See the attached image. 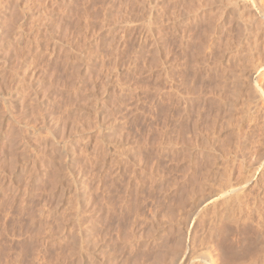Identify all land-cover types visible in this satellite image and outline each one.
Here are the masks:
<instances>
[{"label": "rangeland", "instance_id": "1", "mask_svg": "<svg viewBox=\"0 0 264 264\" xmlns=\"http://www.w3.org/2000/svg\"><path fill=\"white\" fill-rule=\"evenodd\" d=\"M185 1L188 2L0 0V90L8 87L6 90L2 88L4 92L1 90L3 95L8 93L7 100L0 93V98L3 97V102L0 100V264H195L199 251L202 255L207 251L213 255L214 264L251 263L250 258L258 249L254 238L257 226L254 223L264 220V95L259 98L261 100L258 99L259 105L256 101L251 103L256 107L258 105V109L250 104V108H255L258 114L255 109H246L250 111L244 110L243 113L251 115L249 118L241 113L242 118L234 120L239 122L236 126L240 125V130L232 126L233 121L230 126L223 120V125L226 123L217 126V134L216 130L211 132L216 136H211L208 130L203 132L205 139L200 131L205 124L209 127V121H206L210 111L204 113L205 107L200 101L204 92H208L205 94L207 97L218 95L226 64V67H233L231 60L238 65L245 63L238 60L245 61L243 55L246 52L243 49L246 45H243V53H235V48H232L227 51L229 54L225 52L224 56L213 55V58L205 45L211 38L209 33L204 40L205 47L200 46L202 38L197 39L201 36L197 34L201 31L197 15L203 11L200 14L207 13L203 15L206 19L211 17V12L217 17L224 0H220L221 4L215 2L217 7L215 4L207 7L205 2L211 0H194L195 3L189 0L188 5ZM183 3H186V8H183ZM192 3H200L199 7L193 4L194 13L191 12ZM245 3L248 1L243 2L247 5ZM178 7L180 10L187 9L188 13L178 10ZM195 7L199 8L196 13ZM215 7L218 12L212 9ZM170 9L175 15L178 13L173 22L167 20L171 15L168 13ZM259 18L255 16L258 32L254 28L247 36H257L253 38L259 42L260 49L264 47L263 43L261 45L264 41V19ZM227 20L229 23L230 19ZM227 23L224 24L226 28L231 27L232 22ZM189 25L191 28H187ZM223 26L220 30L225 29ZM202 30L205 32L204 27ZM204 32L201 31V34ZM210 38L208 44L212 40ZM213 39L220 41L218 37L213 36ZM262 48L260 50L264 52ZM200 50L202 52L199 53ZM172 57L174 61H171ZM190 58L191 64L198 63L199 67L194 68L202 67L199 86L194 85L200 70L195 71L191 65L189 68L186 62ZM215 58L217 62L213 61ZM8 67L17 73L14 71L9 75L7 72L11 70ZM214 68H217L216 71ZM263 71V77H260L262 85L259 86L264 91ZM16 74L18 78L13 76ZM237 74L238 78L244 77ZM247 77L250 78L249 83L255 86L257 76ZM247 77L244 78L247 80ZM242 78L240 91L244 92L253 85H247ZM9 85L12 88L18 85L22 92L19 88H14L16 92H13ZM188 86L197 87V92L203 87L195 92L198 94L196 97L193 94L185 101L188 95L183 93L185 91L186 94ZM180 92L181 96L178 95ZM172 94L177 96L178 103ZM179 96L183 97V101ZM190 98L193 100L189 103ZM172 100L173 103L170 102ZM199 103L201 108H198ZM197 114L200 119L203 118L200 120ZM21 120L22 123L25 121V125L20 123ZM22 125L23 132L19 133ZM234 131L235 135H232ZM21 134L23 141L19 139ZM239 134L243 135L240 139ZM183 137L187 138L186 141L190 137H199L192 139L196 141L190 138L193 143L187 141L193 145L188 153L186 146L189 144L184 143ZM201 138L212 142L217 150L209 141H200ZM198 140L211 145H205V148L213 147L211 155H203V151L196 150L197 144H194ZM233 140H237L234 142L239 145ZM219 148L223 151L220 152ZM235 148L237 151L239 148V153L234 155L230 151ZM222 153L223 159L220 158ZM228 153L232 156L229 157ZM204 156L207 161L203 160ZM203 171L207 174L206 179L203 178L206 175ZM248 176L251 179L248 178L247 187L241 189L244 192L240 190V200L242 202L245 197L243 201H248L254 208L250 211L252 214L249 215L246 206L240 212V203V206H234L235 210L232 207L235 217L231 218L233 215L222 210L223 198L216 190L221 187L222 180L235 184L233 188L237 183L236 188H239L242 183H238ZM208 193L212 196H207ZM190 200H194L196 205L200 203V206L191 203L197 207L195 209ZM256 203L260 206L256 207ZM215 204L222 206L216 207ZM201 207L210 212L206 210L204 214L205 210ZM211 207L212 210H209ZM186 212L191 214L185 215ZM247 213L248 219L245 217ZM214 218L211 227L216 225V228L213 227L211 232L208 230L210 226H206ZM201 239L202 243L205 242L204 247L207 244L208 248L203 247ZM191 250L195 253L191 252L193 256L189 255ZM193 257L195 260H192Z\"/></svg>", "mask_w": 264, "mask_h": 264}, {"label": "bare ground", "instance_id": "2", "mask_svg": "<svg viewBox=\"0 0 264 264\" xmlns=\"http://www.w3.org/2000/svg\"><path fill=\"white\" fill-rule=\"evenodd\" d=\"M170 1H171V0H170ZM187 1H188V2H186V1H185V2H186L187 5H188V3L190 4V1L193 2L194 0H190V1L187 0ZM198 1L200 2V0H198ZM201 1H203V0H201ZM205 1H206V0H205ZM205 1H204V2H205ZM212 1H213V0H211V2L208 1L209 3H208L207 1L205 2V3L207 4V7H211L210 5H213V4H215L216 7H217L218 5H217L216 3H217L218 1H219V3L221 2L220 0H217V1L215 0V1H213V2H212ZM245 1H248V3H245V4H247V5H249V6L243 4V2H245ZM263 1H264V0H226V1L224 0V5H221V6H222L221 9L218 8V9H220V10H219V11H220V12H219L220 14L217 13V15H218L217 17H216V16H213L214 14L212 15V12H211V13L209 12L210 15H211V17L208 16L207 19H206V18H204L205 16L203 17V15H205V14L207 15V13H205V14H200V13H204L203 11H202V12H199V15H197V16H198V17H197L198 20H197V18H196V20L199 21V22H201V23H199V22L197 23V22H196L197 24H200L198 27L200 28V30H201L202 32H204V30H202L203 27H204V29H205V32L202 33V34H201V31H197V34L199 33V34L201 35V36H200V35L198 34V36H200V37H199V38L197 37V39L200 40V38H202L201 41L199 42V43H200V46H201V45L203 46V45L205 44V41H206L205 39H206L208 33H209V35L211 36V38L209 37L210 40H211V39H212V40L217 39V38L213 39V36H214V37H218V38H220V41H218L219 43L216 42V40H215V42L213 41L214 43H216V45H215V44L212 42V40H211L210 43L208 44L207 41H209V40H208L209 38L207 37L208 39H207L206 43L208 44V46H207V44H205V45H206V50L208 51L209 54L212 55V57H213V55H216V57H217V56H218V57H220V56H224V55H225V52L233 50L232 48H235V50H236V52L234 51L235 53H238V52L241 53L243 50H245V52H246L245 55H243V56H245V61L240 60V59L238 60V58L236 57L239 63L242 61V62H245L244 64H240V65H238V64H235V63L233 62V63L235 64V65H234V64L232 63V60H231L230 63H231V65H232L233 67H226V66H227L226 62H225V61H224L225 63L223 62L224 65L226 64L225 69H224V75H223L224 78L221 77V78L224 79V80H222V81H224V82L222 83V81L220 80V81H221L220 84H222V87H221V85L219 84L220 87H221V89L219 90V92H218V89L216 90L215 87H213V88L218 92V95H215V94L213 93V92L215 91V90H214V91H212V94H214V95H213L214 98H213V96H212V97H210V96L207 97V95H205V94H206V93L208 94V92H204L205 94H204L203 98L201 97L202 100L200 101V103L203 104L202 107H205V108H204V110H205L204 113L208 112V110L210 111L209 114H208V115H209V118L207 117V121L204 120V121H206V122L209 121V122H208V123H209V127L207 126V124H205V127H204V128H205L206 131L203 130L204 128L201 129V127H200V129H201L200 132H202V133H203V132H206V133H207V130L210 131V133H211V132H214V130H216V129L219 128V127H217V126L221 125V123H222V126H224L225 123L227 122V125L230 124V126H231V125H232V121H233L234 125H232V126H236L237 124H239V122H236V121H234V120H236V118L241 119V118H242L241 116L244 115V114L247 115L246 113H243L244 110H246V109H250V110H252L253 108H252V109L250 108V104H251V103H254L255 101H256L255 103H258V102H259L258 99L264 95V91L262 90L263 88L261 89V86H259V84H261L260 82H262V81H261L262 78L260 79V77L262 76V75H261V74H262L261 71L264 70V52H262L263 50H262V51L260 50L263 46L259 49L260 44H259L258 41L256 42L255 39H256L257 36H255L254 34H253L254 36H251L252 38H253V37L255 38V39L253 38L254 40H253L250 36H247V34H248L250 31H252V29L254 30V28H255V29L257 28V27H255V24H257V23H255V20H256V19H255V16H257V18L260 17L259 19H261V20L264 19V2H263ZM172 2H173V1H172ZM172 2H170V3H172ZM177 2H178V1H177ZM177 2H176V4H177ZM181 2H182V0H181ZM215 2H216V3H215ZM222 2H223V1H222ZM173 3H174V2H173ZM179 3H180V2H179ZM186 3H183V5L186 4ZM194 3H195V1H194ZM194 3L191 4V5H192V7H191V10H192V11H191V12H193V13H194V11H193V10H194V7H193V6H194V5H195V6L198 5V7H199V5H200V3H199V4H198V3H197V4H194ZM202 3H203V2H202ZM202 3H201V4H202ZM193 4H194V5H193ZM220 4H221V3H220ZM169 5H170V4H169ZM173 6H174V5H173ZM189 6H190V5H189ZM201 6H205V4H204V5L202 4ZM171 7H172V6H171ZM174 7L177 8L176 5H175ZM181 7H182V6H181ZM198 7H197V8L195 7V8H196V9H195V13H196V10L198 11V9H199ZM216 7H215V8H216ZM250 7H251V9H249ZM175 8H173L175 11L180 10L179 7H178V8H179L178 10L175 9ZM183 8H186V6L184 5ZM192 8H193V9H192ZM173 9H172V10H173ZM187 9H190V8L187 6ZM187 9H183L184 12H187ZM208 9H209V8H208ZM212 9H213V10H217V8H216V9L212 8ZM212 9H210V10L212 11ZM252 9H253V10H252ZM172 10L170 9V10L168 11V13L170 12L171 15L169 16V15L167 14V15L169 16V17H168L169 19H167V20L170 21V19H171V21L173 22V20H175V17H177L176 15H177L178 13L176 12L177 14L175 15V12L172 11ZM183 10H182V8H181L180 11H183ZM185 10H186V11H185ZM200 10H201V9H200ZM200 10H199V11H200ZM203 10H204V9H203ZM171 11H172L173 13H171ZM180 11H179V15H181V14H180ZM206 11H207V10H206ZM184 12H183V13H184ZM189 12H190V11H189ZM191 12H190V13H191ZM207 12H208V11H207ZM217 12H218V10H217ZM181 13H182V12H181ZM187 13H188V12H187ZM187 13H186V14H187ZM213 13L216 14V12H213ZM184 14H185V13H184ZM184 14H182V15H184ZM186 14H185V15H186ZM197 14H198V13H197ZM179 15H178V18H179ZM189 15H190V14H189ZM208 15H209V14H208ZM184 17H185V16H184ZM195 17H196V16H195ZM166 18H167V17H166ZM178 18H177V19H178ZM188 18H189V16H188ZM190 18H191V17H190ZM227 18L230 19V20H229V23L232 22V25H230L231 27L233 26L232 28H231V27L226 28L225 25H226V23L228 22ZM178 20H179V19H178ZM180 20H181V19H180ZM180 20H179V21H180ZM188 20H189V19H188ZM257 20H258V19H257ZM257 20H256V21H257ZM261 20H260V22L263 21V20H262V21H261ZM168 21H167V22H168ZM226 21H227V22H226ZM180 22H181V21H180ZM178 23H179V22H178ZM185 23H186V22H185ZM229 23H227V24H229ZM176 24H177V23H176ZM176 24L173 25V28L176 26ZM187 24H188V23H187ZM224 24H225V25H224ZM258 24H259V21H258ZM263 24H264V23H263ZM169 25H170V24H169ZM178 25H179V24H178ZM178 25H177V26H178ZM180 25H181V24H180ZM193 25H194V24H193ZM223 25L225 26V29H224V30H223V29L220 30V29L222 28ZM260 25H262V24H260ZM170 26H172V25H170ZM170 26H169V27H170ZM185 26H186V25H185ZM190 26H191V25H189V27H187V28H191ZM195 26L197 27V25H195ZM202 26H203V27H202ZM224 26H223V28H224ZM228 26H229V25H228ZM257 26H258V25H257ZM263 26H264V25H262V27H263ZM2 27H3V26H2ZM2 27H1V28H2ZM193 27H194V26H193ZM193 27H192V28H193ZM198 27H197V28H198ZM201 27H202V28H201ZM259 27H260V26H259ZM3 28H4V27H3ZM3 28H2V29H3ZM194 28H195V27H194ZM199 28H198L197 30H199ZM263 28H264V27H263ZM263 28H262V29H263ZM171 29H172V28H171ZM171 29H170V30H171ZM176 29H177V28H176ZM183 29H184V28H183ZM230 29H232L231 32L234 31V33L232 32L233 34H231ZM262 29H261V30H262ZM184 30H185V29H184ZM262 31H263V30H262ZM16 32L18 33L19 31H16ZM172 32L174 33V31H172ZM188 32H189V31H188ZM188 32H187V33H188ZM191 32H192V31H191ZM193 32L196 33V31H193ZM257 32H258V28H257ZM259 32H260V31H259ZM184 33H185V32H184ZM187 33H186V36H187ZM261 33H262V32H261ZM211 34H212V35H211ZM216 34H217V35H216ZM262 34H263V33H262ZM15 35H16V34H15ZM18 35L21 36L20 33H18ZM18 35H17V36H18ZM189 35H190V34H189ZM192 35H193V34H192ZM209 35H208V36H209ZM215 35H216V36H215ZM248 35H251V34L249 33ZM260 35H261V34H260ZM181 36H182V35H181ZM183 36H184V35H183ZM183 36H182V37H183ZM196 36H197V35H196ZM196 36H195V37H196ZM227 36H228V37H227ZM262 36H264V34H263ZM191 37H192V36H191ZM247 37H248V38H247ZM249 37H250V39H249ZM172 38H173V37H172ZM179 38L181 39V37H179ZM186 38H187V37H186ZM257 38H258V37H257ZM189 39H190V38H189ZM251 39H252L253 41H252ZM263 39H264V38H263ZM263 39L261 38V40H263ZM190 40H191V39H190ZM198 40H197V41H198ZM204 40H205V41H204ZM250 40H251V41H250ZM169 41H170V40H169ZM172 41H174V40H172ZM172 41H171V42H172ZM178 41H179V40H178ZM186 41H187V39H186ZM194 41H195V39H194ZM259 41H260V39H259ZM171 42H170V43H171ZM175 42H176V41H175ZM175 42H174V43H175ZM179 43H180V42H179ZM189 43L191 44L192 42L189 41ZM232 43H234V46H233V47H232ZM262 43L264 44V41H263V42L261 41V45H263ZM172 44H173V42H172ZM180 44H181V43H180ZM192 44H194V43H192ZM196 44L198 45V43H196ZM177 45H178V44H177ZM177 45H176V46H177ZM182 45H183V44H182ZM197 45H196V46H197ZM214 45H215V46H214ZM243 45H246V46H244L245 49H243V48H244ZM196 46H195L194 49H196ZM202 46H201V47H202ZM178 47H179V45H178ZM183 47H184V46H183ZM187 47H188V46H187ZM201 47H200V48H201ZM203 47H205V46H203ZM175 48H176V47H175ZM191 48H192V47H191ZM263 48H264V47H263ZM263 48H262V49H263ZM171 49H172V48H171ZM182 49H183V48H182ZM194 49H193V50H194ZM202 49L204 50V48H202ZM202 49H201V50H202ZM242 49H243V50H242ZM169 50H170V49H169ZM189 50H190V49H189ZM201 50L199 51V53L202 52ZM206 50H205V51H206ZM240 50H241V51H240ZM259 50H260V51H259ZM170 51H171V50H170ZM180 51H181V50H180ZM191 51H192V49H191ZM195 51H196V50H195ZM207 51H206V53H207ZM255 51H256L257 53H256ZM156 52H157V50H156ZM178 52H179V51H178ZM178 52H177V53H178ZM182 52H183V51H181V53H182ZM188 52H190V51H188ZM260 52H262L263 54H261ZM183 53H184V52H183ZM185 53H186V52H185ZM193 53H194V52H193ZM196 53H198V52H196ZM199 53H198V54H199ZM203 53H204V52H203ZM208 53H207V54H208ZM227 53H228V52H227ZM230 53H231V52H230ZM232 53H233V51H232ZM242 53H243V52H242ZM258 53L261 54V55H259ZM173 54H174V53H173ZM189 54H190V53H189ZM189 54L187 53V55H189ZM228 54H229V53H228ZM233 54H234V53H233ZM238 54H239V53H238ZM256 54H258V55H256ZM187 55H186V56H187ZM196 55H197V54H196ZM200 55H202V54H199V56H200ZM230 55H232V54H230ZM234 55H236V54H234ZM173 56H174V55H173ZM184 56H185V54H184ZM189 56H190V55H189ZM191 56H192V55H191ZM227 56H229V55H227ZM180 57H181V56H180ZM214 57H215V56H214ZM214 57H213V58H214ZM233 57H235V56H233ZM239 57H240V56H239ZM172 58H173V57H172ZM172 58H171V59H172ZM187 58H188V57H187ZM231 58H232V57H231ZM174 59H175V58H173V60H171V61H174ZM194 59H195V58H194ZM234 59H235V58H234ZM242 59H243V58H242ZM177 60H178V59H177ZM181 60H182V59H181ZM181 60H180V61H181ZM183 60H184V58H183ZM191 60H192V58H190V60H187V62H186V63L188 64L189 68H190V65H191V67H193V66H195V67H199V66L197 65V64H198V63H197L198 61L195 62V63H197V64H194L193 62H192V64H191V63H190ZM198 60H199V59H198ZM216 60H217V59L215 58V60H213V61L217 62ZM3 61H4V60H3ZM180 61H179V62H180ZM200 61H201V60H200ZM233 61H234V60H233ZM1 62H2V60H1ZM204 62H205V61H203V63H204ZM207 62H208V61H207ZM220 62H222V61H220ZM235 62H236V61H235ZM242 62H241V63H242ZM236 63H237V62H236ZM4 64H5V63H4ZM171 64H172V63H171ZM171 64H170V65H171ZM181 64H182V63H181ZM187 64H186V65H187ZM211 64H212V62L210 63V65H211ZM213 64H215V63L213 62ZM5 65H6V64H5ZM182 65H184V64H182ZM182 65H181V66H182ZM200 65H202V64H200ZM220 65H221V64H220ZM224 65H221V66H224ZM1 66H2V64L0 65V68H1ZM208 66H209V64H208ZM215 66H216V65H215ZM5 67H6V66H5ZM218 67H219V66H218ZM3 68H4V67H3ZM8 68H9V67H8ZM174 68H175V67H174ZM221 68L223 69V67H221ZM13 69H14V68H13ZM167 69H168V68H167ZM172 69H173V68H172ZM193 69H194L195 71H196V70H200V72H198V75L195 74V75H197V76H196L197 78H196L195 85H194V86H196V85L199 86V85H200L199 83L201 82V78H202V77H200L201 74H199V73H201V69H202V67H200V69H199V68H194V67H193ZM204 69H205V68H204ZM208 69H209V68H208ZM214 69H215V71H216L217 68H214ZM3 70H4V69H3ZM6 70H7V69H6ZM9 70H11V71H10V72H7V71H6L8 74L12 72V69H11V68H9ZM9 70H8V71H9ZM212 70H213V69H212ZM219 70H220V69H219ZM14 71H15V69H14ZM14 71H13V72H14ZM170 71H171V70H170ZM177 71H178V70H177ZM182 71H183V70H182ZM215 71H213V73H215ZM222 71H223V70H222ZM1 72H3V74L5 73V71H1ZM13 72H12V73H13ZM15 72L17 73V71H15ZM183 72H184V71H183ZM188 72H189V70L186 71L185 73H188ZM217 72H218V71H217ZM217 72H216V73H217ZM263 72H264V71H263ZM12 73H11V74H12ZM177 73H178V72H177ZM177 73H176V74H177ZM179 73H180V72H179ZM196 73H197V72H196ZM210 73H211V72H210ZM210 73H209V74H210ZM236 73H240V75L242 74V76L244 75V77H245V76L247 77V76L249 75V77L251 76V78H252V76H253L254 74H255V76H257V79H258V80L255 82V86H254L253 84L249 83L248 80H250V78L247 77L248 79L246 80V78L243 77V78L245 79V80H244L245 83H248L247 85H250V84H251V85L254 86V88H253V86L251 87L253 90H252L251 88H249L250 92H251V90H252V92H251L252 94H250L249 90H247L248 88L246 89L248 94L246 95V90H245L244 92L242 91L243 93H245V95L242 94V92L240 91V85H241V88H242V84H241L240 79H241L242 77H241V78H238V77H240V76H239V74L236 75ZM3 74H2V75H3ZM18 74H19V72H18ZM172 74H173V73H172ZM172 74H171V75H172ZM181 74H182V73H181ZM181 74H180V75H181ZM209 74H208V76H210ZM222 74H223V73H222ZM0 75H1V74H0ZM9 75H10V74H9ZM9 75H8V76H9ZM183 75H184V74H183ZM185 75L188 76V74H185ZM204 75H205V74H204ZM213 75H214V74H213ZM220 75H221V74H219V77H220ZM263 75H264V74H263ZM5 76H6V75H5ZM13 76L16 77L17 74H16V75H13ZM13 76H12V77H13ZM192 76H193V75H192ZM205 76H206V75H205ZM217 76H218V75H216V77H217ZM1 77H2V76H1ZM10 77H11V76H10ZM173 77H174V76H173ZM173 77H171V78H173ZM177 77H178V76H177ZM184 77H185V76H184ZM189 77H191L190 74H189ZM213 77H214V76H213ZM219 77H218V78H219ZM262 77H263V76H262ZM17 78H18V76H17ZM171 78H170V79H171ZM203 78H204V77H203ZM208 78H209V77H208ZM211 78H212V77H211ZM243 78H242V80H243ZM5 79H6V78H5ZM10 79H11V78H10ZM14 79H15V78H14ZM19 79H20V77H19ZM19 79H17V80L19 81ZM22 79H23V78H21L20 80H22ZM192 79H193V78H192ZM212 79H213V78H212ZM214 79H215V78H214ZM17 80H16V83H19V82H17ZM173 80H175V79H173ZM182 80H183V79H182ZM190 80H191V79H189V82H190ZM205 80H206V79H204L203 82H204ZM254 80H255V79H254ZM11 81H12V80H11ZM14 81H15V80H14ZM170 81H171V80H170ZM178 81H179V80H177V83H178ZM183 81H185V80H183ZM192 81H193V80H192ZM217 81H218V80H217ZM244 81H242V82H244ZM247 81H248V82H247ZM20 82H21V81H20ZM172 82H173V81H172ZM250 82H252V80H251ZM12 83L15 84V82H12ZM12 83H11V84H12ZM22 83H23V81H22ZM218 83H219V82H218ZM19 84H20V83H19ZM183 84H184V83H183ZM183 84H182V85H183ZM201 84H203V83H201ZM204 84H205V82H204ZM208 84H209V83H208ZM243 84H244V83H243ZM20 85H22V84H20ZM174 85L176 86L175 81H174ZM174 85H171V86H174ZM184 85H186V84H184ZM188 85H189V84H188ZM190 85H192V84H190ZM210 85H211V84H210ZM213 85H214V84H213ZM244 85H245V84H244ZM244 85H243V87H244ZM261 85H262V84H261ZM12 86H13V84H12ZM14 86H15V87L12 88V87H10V85H9L10 89H13V90H14V88H15V89H18V88H19L18 85H14ZM178 86H179V85H178ZM194 86H193V87H194ZM208 86H209V85H207V87H208ZM0 87H1V86H0ZM20 87H21V86H20ZM22 87H23V85H22ZM169 87H170V86H169ZM184 87H186V86H184ZM184 87H183V89H184ZM193 87L188 86V87H187V90H186V88H185V90H186V94H184V93H185L184 90H181V89H180L181 91H184V93H183L184 96H185V95H188V96H185V101L187 100V97H191V96H193V94H195V92H197V90H195L197 87H195V89H194ZM202 87H203V86H202ZM202 87H201V88H202ZM207 87H206V88H207ZM245 87H246V85H245ZM249 87H250V86H249ZM2 88H3V87H2ZM2 88H1V90H2ZM7 88H8V87L6 86V88L4 87L3 89L6 90ZM171 88H172V87H171ZM173 88H174V87H173ZM198 88H200V87H198ZM201 88L199 89V91L201 90ZM208 88H209V87H208ZM213 88H212V90H213ZM217 88H218V87H217ZM10 89L7 90V91H9V93H10L9 95H11V91H10ZM210 89H211V87H210ZM244 89H245V88H244ZM244 89H243V90H244ZM1 90H0V93H1ZM19 90H20V92H22L20 88H19ZM180 90H179V91H180ZM203 90H204V89H203ZM2 91H3V90H2ZM199 91H198V92H199ZM206 91H207V90H206ZM208 91H209V90H208ZM3 92H4V91H3ZM13 92H16V91L14 90ZM198 92H197V93H198ZM201 92H202V91H201ZM217 92H215V93H217ZM5 93H6V92H5ZM5 93H4V95H3V93H1V94H2L3 96H6ZM177 93H178V91H177ZM209 93H210V92H209ZM13 94L15 95V93H13ZM181 94H182V93L180 92L178 95L181 96ZM199 94H200V93H199ZM210 94H211V93H210ZM212 94H211V95H212ZM18 95H19V93H18ZM175 95H177V94L175 93ZM175 95L172 94L173 97H174ZM196 95H198V94H195V97H196ZM202 95H203V94H202ZM251 95H253V96H251ZM169 96H170V95H169ZM172 96H171V98H172L173 100L177 99V100H176V101H177L176 103H178V98H176L177 96H175V99H174ZM180 96H179V98L182 99L183 97H180ZM0 97H1V96H0ZM7 97H8V93H7V96L4 98V100H7ZM10 97H11V96H9V98H10ZM13 97H14V96H13ZM263 97H264V96H263ZM9 98H8V99H9ZM17 98H18V97H17ZM19 98H22V97H19ZM168 98H170V97H168ZM11 99H12V98H11ZM13 99H14V98H13ZM0 100L2 101V100H3V97H2V99L0 98ZM9 100H10V99H9ZM21 100H22V99H21ZM169 100H170V99H169ZM173 100L170 101V102L173 103ZM188 100H189V103H190V100H193V98H192V99L190 98V99H188ZM198 100H199V99H198ZM259 100H261V99H259ZM10 101H11V100H10ZM10 101H9V102H10ZM16 101H19V100L17 99ZM182 101H183V99H182ZM185 101H184V102H185ZM196 101H197V100H196ZM257 101H258V102H257ZM2 102H3V101H2ZM19 102H20V101H19ZM22 102H23V101H22ZM180 102H181V100H179V103H180ZM187 102H188V101H187ZM197 102H198V101H197ZM0 103H1V102H0ZM4 103H5V102H4ZM6 103H8V102H6ZM176 103H175V104H176ZM189 103H188V105H189ZM200 103H199V105H200ZM21 104H23V103H21ZM184 104H185V103H184ZM196 104H197V103H196ZM3 105H4V104H3ZM170 105L173 106V104H170ZM185 105H186V104H185ZM192 105H193V104H192ZM251 105L253 106V105H255V104H251ZM258 105H259V103H258ZM258 105H257V107H256V105H255L254 107H256V108L258 109V108H259ZM4 106H6V105H4ZM174 106H175V105H174ZM190 106H191V105H190ZM21 107H22V106H21ZM175 108H176V107H175ZM198 108H201V105H200V107L198 106ZM198 108H196V109H198ZM22 109H23V108H22ZM202 109H203V108H202ZM254 109H255V108H254ZM254 109H253V110H254ZM172 110H173V109H172ZM198 110H199V109H198ZM204 110H203V111H204ZM240 110H242V112H241ZM250 110H246V111H250ZM255 110H256V109H255ZM195 112H196V111H195ZM198 112H201V111H198ZM198 112H196V113H198ZM251 112H252V111H251ZM251 112H249V114H252ZM253 112H254V111H253ZM259 112H260V111H259ZM21 113H23V110H22ZM202 113H203V112H202ZM202 113H200V115H202ZM241 113H242V115H241ZM247 113H248V112H247ZM255 113L258 114V111L256 110ZM259 114H260V113H259ZM261 114H262V113H261ZM8 115L11 116V114H8ZM204 115H205V114H204ZM208 115H207V116H208ZM245 115H244V116H245ZM253 115H254L255 117L257 116V115H255L254 113H253ZM253 115H252V116H253ZM20 116H21V115H20ZM197 116H199V114H197ZM237 116H238V117H237ZM248 116H249V115H247V117H248ZM250 116H251V115H250ZM250 116H249V117H250ZM239 117H241V118H239ZM249 117H248V118H249ZM257 117H258V116H257ZM257 117H256V119H259V118H257ZM16 118H17V117H16ZM16 118H12V119H16ZM20 118L22 119V117H19V119H20ZM196 118H197V117H196ZM202 118H203V117H202ZM202 118H201V119H202ZM8 119H9V118H8ZM199 119H200V116H199ZM201 119H200V120H201ZM246 119H247V118H246ZM254 119H255V118H254ZM0 120H1V119H0ZM17 120H18V119H17ZM195 120H196V119H195ZM223 120H226V122L224 123V125H223V122H224ZM19 121H20V120H19ZM19 121H18V122H19ZM23 121H24V120H23ZM202 121H203V120H202ZM222 121H223V122H222ZM229 121H230V122H229ZM241 121H243V120H241ZM241 121H240V122H241ZM13 122H15V121L13 120ZM24 122H25V121H24ZM24 122L22 123V120H21L20 123L24 124ZM15 123H16V122H15ZM20 123H19V124H20ZM200 123H201V122H200ZM235 123H236V124H235ZM242 123H243V122H242ZM242 123H241V124H242ZM17 124H18V123H17ZM19 124H18V125H19ZM203 124H204V123H203ZM18 125H17V126H18ZM20 125H21V124H20ZM20 125H19V126H20ZM24 125H25V124H24ZM24 125H22V131L19 132V133H22V132H23V126H24ZM194 125H195V124H194ZM197 125H198V124H197ZM201 126H202V123H201ZM203 126H204V125H203ZM206 126H207L208 129L206 128ZM222 126H221V128H220L221 130H222V128H223ZM230 126H229V127H230ZM20 127H21V126H20ZM20 127H19V128H20ZM195 127L198 128L199 125H198V126L195 125ZM195 127H194V128H195ZM236 127L238 128V127H240V125H238V126H236ZM194 128H193V129H194ZM226 128H227V127H225V129H226ZM230 128H231V127H230ZM232 128H233V127H232ZM237 128H234V130L236 131ZM241 128H242V126H241ZM227 129H229V128H227ZM238 129L240 130V128H238ZM243 129H245V128H243ZM243 129H241V130L243 131ZM20 130H21V128H20ZM20 130H19V131H20ZM194 130L196 131V128H195ZM198 130H199V129H198ZM202 130H203V131H202ZM229 130H230V129H229ZM257 130H258V129H257ZM218 131H220V130H218ZM235 131H234L233 133H231V134H232V135H235ZM242 131H241V132H242ZM244 131H245V130H244ZM254 131H256V130H254ZM183 132H184V131H183ZM198 132H199V131H198ZM198 132H197V133H198ZM215 132H216V133H215ZM215 132H214V133L217 134V130H216ZM236 132H237V131H236ZM241 132H240V133H241ZM214 133H213V134H214ZM229 133H230V132H229ZM237 133H239V132H237ZM237 133H236V134H237ZM23 134H24V133H23ZM184 134H185V133H184ZM191 134H192V132H191ZM191 134H190V136H191ZM193 134H196V133L194 132ZM199 134H200V133H199ZM203 134H204V133H203ZM208 134H209V133H208ZM208 134H207V135H208ZM211 134H212V133H211ZM213 134H212L211 136H213ZM215 134H214V135H215ZM243 134H245V133L243 132ZM256 134H257V133H256ZM174 135H175V134H174ZM181 135H182V134H181ZM188 135H189V134H188ZM209 135H210V134H209ZM172 136H173V135H172ZM192 136H193V135H192ZM194 136H195V135H194ZM199 136H201V134H200ZM202 136H203V135H202ZM211 136H208V138L211 137ZM215 136H216V135H215ZM236 136H237V135H236ZM236 136L234 137V139L236 138ZM241 136H243V135H240V134H239V136H238L239 138H238V139H240ZM21 137H23L22 134H21V136H20L19 139H21V140L23 141V139H22ZM170 137H171V136H170ZM175 137H176V136H175ZM175 137H174V138H175ZM195 137H196V136H195ZM195 137H192V138L190 137V138H191V140H192V139L195 138ZM204 137H205V134H204ZM231 137H232V136H231ZM184 138H185V137H183V139H184ZM190 138H188L187 141H189ZM202 138H203V137H202ZM202 138L200 139V141H203V140H204V139H202ZM212 138H213V137H211V139H212ZM218 138H219V137H218ZM218 138H217V139H218ZM186 139H187V138H186ZM186 139L183 140L184 143H185V142L187 143ZM195 139H196V138H195ZM195 139H194V140H195ZM197 139H199V137H198ZM197 139H196V140H197ZM205 139H206V137H205ZM209 139H210V138H209ZM238 139H237V140H238ZM175 140L177 141V139H175ZM180 140H182V138H181ZM180 140H178V141L180 142ZM194 140H192V141H194ZM196 140H195V141H196ZM214 140H215V139H214ZM214 140H212V141H214ZM237 140H236V141H237ZM183 141H182V143H183ZM198 141H199V140H198ZM200 141L197 142V143L195 142L194 145L197 144V146H196L197 149H196L195 147H194V149H196V150L199 149V150L203 151V153H204L203 155H208V154H210V153H211V149H212L213 147H212V148L210 147L211 149H209V147H206V148L209 149V150H208V149L205 148V145H206V144H203V143H205L206 141H207L206 143H208L209 140H206V141L204 140L205 142H203V143L200 142ZM217 141H219V140H217ZM234 141H235V140H233V142H234ZM236 141H235V142H236ZM241 141H243V140H241ZM170 142H171V141H170ZM189 142H191V141H189ZM235 142H234V143H235ZM237 142L239 143V140H238ZM19 143H22V142L20 141ZM184 143H183V144H184ZM186 143H185V144H186ZM191 143H193V142H191ZM199 143H200V144H199ZM209 143H210V141H209ZM211 143H212V142H211ZM211 143H210V144H211ZM214 143H215V141H214ZM180 144H181V142H180ZM187 144L190 145V143H187ZM198 144H199V146H198ZM235 144H237V143H235ZM181 145H182V144H181ZM189 145L186 146L187 153H188V151H190V150L192 149L191 147H193L192 144H191L192 146H191V145L189 146ZM211 145H212V144H211ZM211 145H206V146H211ZM213 145H214V144H213ZM213 145H212V146H213ZM237 145H239V144H237ZM183 146H184V145H183ZM183 146H182V147H183ZM220 146H221V144H220ZM172 147H173V146H172ZM182 147H181V149H183ZM217 147H219V145H218ZM174 148H175V147H174ZM214 148L216 149L215 145H214ZM220 148H221V147H220ZM220 148H219V149H220ZM215 149H213V151H215ZM219 149H218V150H219ZM230 149H231V148H230ZM172 150H173V149H172ZM174 150H175V149H174ZM179 150H180V149H179ZM199 150H198V151H199ZM216 150H217V149H216ZM184 151H185V150H184ZM191 151H192V150H191ZM221 151H223V150L220 149V152H221ZM238 151H239V148H238ZM238 151H237L236 148H235V150H232V151H230V152H232V154H233V152H234V155H235V153L237 154ZM175 152H176V151H175ZM195 152H196V151H195ZM228 152H229V151H228ZM230 152H229V153H230ZM241 152H242V151H241ZM184 153H185V152H184ZM201 153H202V152H201ZM216 153H218V152H216ZM216 153H215V154H216ZM229 153H228V156L231 154V153H230V154H229ZM238 153H239V152H238ZM191 154H192V153H191ZM199 154H200V152H199ZM212 154H214V153H212ZM261 154H262V153H261ZM185 155H186V153H185ZM189 155H190V152H189ZM210 155H211V154H210ZM219 155H220V153H219ZM222 155H223V153L221 154L220 158L224 156V155H223V156H222ZM263 155H264V153H263ZM231 156H232V155H231ZM231 156H229V157H231ZM211 157H212V156H211ZM215 157H216V155H215ZM235 157H236V156H235ZM205 158H207V157L204 156L203 160H204ZM209 159L211 160V158H209ZM209 159H208V160H209ZM216 159H217V157L215 158V160H216ZM221 159H223V158H221ZM203 160H202V161H203ZM210 160H209V161H210ZM233 160H235V159H233ZM261 160H262V159H261ZM261 160H260V161H261ZM205 161H207V159H205ZM216 161H217V160H216ZM216 161H215V162H216ZM203 162H204V161H203ZM203 162H202V163H203ZM263 162H264V161H263ZM208 163H210V162H208ZM208 163H206V164L209 165V166L211 167L212 164L210 163V164H211V165H210V164H208ZM261 163H262V162H261ZM203 164H204V163H203ZM206 164H205V166H207ZM185 165H186V164H185ZM209 166H208V167H209ZM215 166H216V165H215ZM260 166H261V165H260ZM263 166H264V164H263ZM203 167H204V166H203ZM212 167H213V166H212ZM212 167H211V168H212ZM213 169H214V167H213ZM209 170H210V169H209ZM209 170H208V171H209ZM208 171L205 170L206 173H207ZM203 172H204V171H203ZM205 172H204V174H206ZM208 173H209V172H208ZM204 174H201V176H203ZM210 175H212V174H210ZM210 175H209V176H210ZM205 176H207V174L204 175L203 178H204ZM206 178H207V177H205L204 179H206ZM224 178H225V177H223V179H224ZM246 178H247V179H248V178L251 179L249 176L246 177ZM208 179H209V177H208ZM225 179H226V178H225ZM228 179H229V178H228ZM247 179H246V180H247ZM249 179H248V181H246V180L244 181V180H243L244 182H243V181L239 182L238 184H241V183H242V185H240L239 188H236V187H237V183H236V187L233 188V186H235V184L232 185L233 183L230 184V182H229L228 180L223 181V180L221 179V180H222L223 182H225V183H223V182L221 181V184H220L221 187L218 188L216 191H218L217 193L223 198V199H221V201H222L221 204L223 205V209H222V210L226 211L227 214H229L230 216L233 215V213H232V211H231L232 207H233V209L235 210L236 207H234V206H235V205H236V206H237V205L240 206V203H242L241 206H240V212H241V210L244 209L243 206H244V207L246 206V209H248L249 215L252 214L250 211H252L251 209H254V208H252V207L250 206V204H249L248 201H243V200H245V199H244L245 197L242 199V202H241V200H240V196H241L240 193H241V191L243 190L242 188H243V186H245L246 184H248ZM230 180H231V179H230ZM200 181H201V180H200ZM204 182L207 184L208 181L206 182V180H205ZM202 183H203V182H202ZM228 183H229V184H228ZM199 184L201 185V182H199ZM231 185H232V186H231ZM198 186H199V185H198ZM201 186H202V185H201ZM201 186H200V187H201ZM203 186H204V185H203ZM203 186H202V187H203ZM218 186H219V185H218ZM238 186H239V185H238ZM231 187H232V188H231ZM245 187H247V186H245ZM245 187H244V188H245ZM241 189H242V190H241ZM240 190H241V191H240ZM196 191H197V190H194V192H196ZM197 192H198V191H197ZM242 192H244V191H242ZM214 193H215V192H214ZM195 194H196V193H195ZM199 194H200V192H199ZM209 194L212 196V193H208V194H206V195L208 196ZM218 194H217V195H218ZM192 195H193V191H192ZM192 195H191V196H192ZM201 195H202V194H200V196H201ZM206 195H205V196H206ZM213 195H214V194H213ZM243 195H244V194H243ZM193 196H194V195H193ZM193 196H192V198H193ZM211 196H210V197H211ZM196 197H197V196H196ZM198 197H199V196H198ZM203 197H204V196H203ZM203 197H202V198H203ZM210 197H209V198H210ZM194 198H195V197H194ZM199 198H201V197H199ZM202 198H201V199H202ZM209 198H208V199H209ZM211 198H212V197H211ZM211 198H210V199H211ZM215 198H218V197H215ZM215 198H213V199H215ZM219 198H220V197H219ZM241 198H242V196H241ZM189 199H191V197H190ZM203 199L207 200V198H205V197H204ZM205 200L203 201L204 203H205ZM229 200H233V202H229ZM191 201H192V202H191ZM193 201H194V200H190V205H191V203H193L195 206H197V205L200 204L199 202H197V203H199V204L196 205L195 202H193ZM228 202H229V204H227ZM247 202H248V203H247ZM206 203H207V201H206ZM219 203H220V202H219ZM250 203H251V202H250ZM193 204H192L191 206L195 207ZM201 204H202V203H201ZM221 204H220V205L215 204V205H216V207H217V206L219 207V206H222ZM202 205H203V204H202ZM213 205H214V204H213ZM251 205H252V204H251ZM254 205H255V204H254ZM258 205H259V204L256 203V207H258ZM199 206H200V205H199ZM208 206H209V205H208ZM259 206H260V205H259ZM212 207H214V206H212ZM212 207H211L209 210H212ZM216 207H215V208H216ZM196 208H197V207H195V209H196ZM201 208L203 209V207H201ZM208 208H209V207H208ZM238 208H239V207H238ZM213 209H214V208H213ZM190 210H191V209H190ZM204 210H205V212H203ZM206 210H207V208H206V209H203L202 212L205 214V213L208 211V210H207V211H206ZM238 210H239V209H238ZM255 210H256V209H255ZM262 210H263V209H262ZM243 211H244V210H243ZM243 211H242V212H243ZM245 211H246V210H245ZM187 212H188V211H187ZM187 212L185 213V215L187 214ZM197 212H198V217H199V216H200V215H199V211L197 210ZM197 212H196V213H197ZM208 212H210V211H208ZM262 212H264V211H262ZM194 213H195V212H194ZM194 213H193V214H194ZM200 213H201V212H200ZM189 214H191V213H189ZM189 214H187V215H189ZM201 214H202V213H201ZM204 214H203V215H204ZM260 214H262V216H263V213H260ZM260 214H259V215H260ZM195 215H196V214H195ZM259 215H258V216H259ZM190 216H191V215H190ZM205 216H206V215H205ZM214 216H215V215H214ZM251 216H252V215H251ZM251 216H250V217H251ZM258 216H257V217H258ZM210 217H211V216H210ZM212 217H213V216H212ZM215 217H216V216H215ZM232 217L234 218L235 216L233 215V216H231V218H232ZM245 217H246V219H248V217H249V216H248V213H247V215H246ZM259 218H260V217H259ZM185 219H186V218H185ZM242 219H243V221L245 220V218H241L240 220H242ZM263 219H264V218H263ZM212 220H213V221H212ZM261 220H262V219H261ZM214 221H215V218H214V219H211V220L209 221V224L206 226V227L210 226V227H208V230L211 231V230H213V227L216 228V225H215L216 222H215V224H214L215 226L211 227V226H212L211 224H213ZM245 221H246V220H245ZM245 221H244V222H245ZM207 222H208V221H207ZM253 222H255V220H254ZM263 222H264V220H263ZM263 222H262V221H257V222L254 223L255 226H257V229L255 228L256 231H255V237H254V238H255V240H256V242H257V244H258V245L256 244L258 249L256 250L257 253H255V254H253V255L251 256V258H250L251 263H249L250 261H249L248 259H246V260L249 261V262H246V263H248V264H264V227H263V226H264V225H263L264 223H263ZM204 223H205V222H204ZM261 223H263V224H261ZM205 224H207V223H205ZM253 226H254V225H253ZM205 229H207V228H205ZM205 232H206V231H205ZM211 232H212V231H211ZM211 232H210V233H211ZM214 233H215V232H214ZM209 235H212V234H209ZM216 235H217V234H216ZM207 237H209V236H207ZM181 238H182V237H180L179 239H181ZM205 240H206V239H205ZM199 242H200V241H199ZM203 243H205V242H203ZM203 243H202V239H201V244L203 245ZM206 246H207V244H206ZM206 246H205V247H206ZM203 247H204V245H203ZM205 247H204V248H205ZM208 247H209V246H207V248H208ZM207 248H206V251L208 250ZM188 249H189V248H188ZM196 249H198V247H196ZM194 251H195V249H193V252H194ZM204 251H205V250H204ZM206 251H205V252H206ZM191 252H192V250L190 251V253H191ZM193 252H192V253H193ZM196 252H197V251H195V253H196ZM199 252H200V251H199ZM199 252H197V254H196V257H197V261H198V262H196L195 264H198V263H199V264H214V261H215V260H213V259H214V256H213V255H212V256H213V257H212L211 254L208 253V251H207L206 254H203V255L200 254ZM209 252H211V251H209ZM192 253L189 254V255H192ZM195 253H193V254H195ZM192 256H193V255H192ZM247 258H248V257H247ZM193 259H194V257L192 258V260H193ZM194 260H195V259H194ZM190 262H191V260H190ZM190 262H189V263H190ZM193 263H194V262H193ZM244 263H245V262H244ZM246 263H245V264H246ZM216 264H218V263H216Z\"/></svg>", "mask_w": 264, "mask_h": 264}]
</instances>
